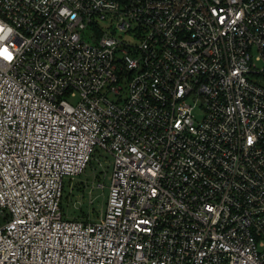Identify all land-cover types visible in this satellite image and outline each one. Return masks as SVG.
<instances>
[{"label":"built area","instance_id":"obj_1","mask_svg":"<svg viewBox=\"0 0 264 264\" xmlns=\"http://www.w3.org/2000/svg\"><path fill=\"white\" fill-rule=\"evenodd\" d=\"M0 29V264H264V0H0ZM98 150L106 208L70 218Z\"/></svg>","mask_w":264,"mask_h":264},{"label":"rangeland","instance_id":"obj_2","mask_svg":"<svg viewBox=\"0 0 264 264\" xmlns=\"http://www.w3.org/2000/svg\"><path fill=\"white\" fill-rule=\"evenodd\" d=\"M198 120L203 117L201 108L195 110ZM113 157L102 151H96L86 170L74 178H65V189L62 206L65 214L70 218L88 213L95 219L106 208L109 187L111 184ZM103 184V185H102ZM86 220V219H82ZM3 220L0 217V226Z\"/></svg>","mask_w":264,"mask_h":264},{"label":"trees","instance_id":"obj_3","mask_svg":"<svg viewBox=\"0 0 264 264\" xmlns=\"http://www.w3.org/2000/svg\"><path fill=\"white\" fill-rule=\"evenodd\" d=\"M84 213L86 214L78 215L77 219H90V216H88V213L87 212H84Z\"/></svg>","mask_w":264,"mask_h":264},{"label":"clouds","instance_id":"obj_4","mask_svg":"<svg viewBox=\"0 0 264 264\" xmlns=\"http://www.w3.org/2000/svg\"><path fill=\"white\" fill-rule=\"evenodd\" d=\"M0 39H2V38H0ZM0 55H2V56H4V57H8V55H9V53L7 52V50L6 51H4L3 52V54H0ZM8 59V58H7ZM11 59H12V57H11ZM11 59H9V60H11Z\"/></svg>","mask_w":264,"mask_h":264},{"label":"snow or ice","instance_id":"obj_5","mask_svg":"<svg viewBox=\"0 0 264 264\" xmlns=\"http://www.w3.org/2000/svg\"><path fill=\"white\" fill-rule=\"evenodd\" d=\"M0 31H2V29H0ZM4 51H6V49H5ZM4 51H3V52H4ZM3 52H0V54H3ZM7 58H8V59H11V55L9 54ZM250 142H251V141H250Z\"/></svg>","mask_w":264,"mask_h":264}]
</instances>
